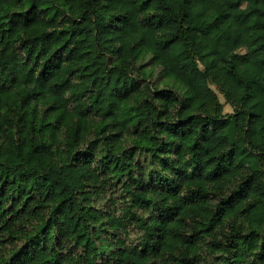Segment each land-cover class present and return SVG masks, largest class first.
Masks as SVG:
<instances>
[{
  "label": "clouds",
  "instance_id": "clouds-1",
  "mask_svg": "<svg viewBox=\"0 0 264 264\" xmlns=\"http://www.w3.org/2000/svg\"><path fill=\"white\" fill-rule=\"evenodd\" d=\"M0 186V264H264V0H0Z\"/></svg>",
  "mask_w": 264,
  "mask_h": 264
},
{
  "label": "trees",
  "instance_id": "trees-1",
  "mask_svg": "<svg viewBox=\"0 0 264 264\" xmlns=\"http://www.w3.org/2000/svg\"><path fill=\"white\" fill-rule=\"evenodd\" d=\"M5 183H7V180H5ZM0 187H2V186H0ZM28 199H32V197H31V196H29V197H28Z\"/></svg>",
  "mask_w": 264,
  "mask_h": 264
}]
</instances>
